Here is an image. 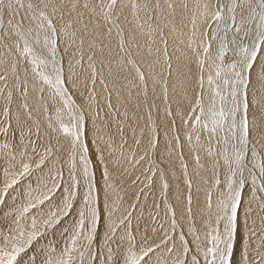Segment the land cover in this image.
<instances>
[{"label":"snow or ice","instance_id":"snow-or-ice-1","mask_svg":"<svg viewBox=\"0 0 264 264\" xmlns=\"http://www.w3.org/2000/svg\"><path fill=\"white\" fill-rule=\"evenodd\" d=\"M98 81L148 106L132 146ZM0 101V264H264V0H0ZM105 148L163 216L111 197Z\"/></svg>","mask_w":264,"mask_h":264},{"label":"rangeland","instance_id":"rangeland-1","mask_svg":"<svg viewBox=\"0 0 264 264\" xmlns=\"http://www.w3.org/2000/svg\"><path fill=\"white\" fill-rule=\"evenodd\" d=\"M115 44V40H113V45ZM255 68L253 69V78L255 77ZM106 74V73H105ZM86 76L87 73H84ZM109 88L112 91V104H113V109H107L105 106V96L107 93L105 90L101 87L99 84V81L97 82V99L99 101V104L102 107L101 110V118L100 120L97 121V125L101 127V134L104 135L105 140L107 139L108 134H111L113 139L116 141V144L119 145L120 140H121V135L117 132V124L116 121L120 120L123 125H124V132L123 136L127 139L128 145L132 146L133 144V136H132V129L135 128L137 131V135H139V127H137V120L139 121L140 127H143L145 125V114L148 111V106L146 104H143L141 101H139L136 98V91L133 90L132 97L128 96V91L126 88L121 89V94L119 99L117 98L116 90L112 87L111 83L109 84ZM75 98L77 103L82 102V98L79 94H75ZM158 95V93H157ZM251 101V94L249 97ZM141 103V107L137 109L136 105L137 103ZM2 103V101H0ZM157 103H160L157 101ZM175 106V105H174ZM127 109L128 111V119L125 120L123 116V112ZM153 120L156 123H162V117L164 115L163 113V105L160 106L159 111L157 109L153 108ZM133 117H136V119H133ZM67 119V118H66ZM106 122L108 124L107 128L103 127V123ZM88 129H89V147L92 150V162L93 165L96 167V175L97 179H100V175L103 169V164L99 162L98 154L95 152V145L91 143L92 139V124L91 121H89L88 124ZM0 142H2V138H0ZM101 147H104L103 142H101ZM164 150V144H163V135H161V143L159 145V150H158V155L162 154ZM118 154H113L112 156H108V149L105 148V156L106 160L105 163L108 164L109 166V171L111 173V181L112 183L116 186L115 191L111 193V197L113 199H116L118 197H123L124 200V207H127V204L129 202H132V197L134 194L140 195L141 196V207H144V214L145 217L148 216L149 211L151 210V205H152V200L155 198L156 202L161 204L160 208V214L161 216L164 215V208L162 204L161 197L159 196V188L158 186H155V192L154 194L149 192L147 189H145V194H147L148 199H147V206L145 207V201H144V194H141L138 192V189L143 187V181L144 177L140 176V182L137 184H133V180L137 175H139L141 167H137L135 170L129 167L127 163H123L121 167H117L115 164H113V160L117 158ZM202 157V162L206 164V167L210 168V164H208V158L204 155V153H201ZM159 162V160H158ZM164 165H162L163 167ZM250 166V165H249ZM127 169V171H125ZM207 178L210 179V172H205L203 173ZM180 176L179 168L177 165L176 169V176L170 178V190H169V202L175 204V196L177 193V177ZM102 183V181H101ZM249 186H250V181H249ZM179 187L181 190L184 189V185L182 183L179 184ZM203 189V185L201 186ZM186 194V193H185ZM196 195L194 192V200H193V210L194 213L197 211L199 207L203 206L204 203V191L202 190L198 196L199 200L197 201ZM248 200V191L246 188L245 191V196H244V201L245 204L247 203ZM255 207V205H253ZM139 211V209H137ZM240 216H241V222L243 221V208L240 211ZM199 220V217H198ZM101 235L103 233V228L101 227L100 229ZM57 241L59 240V237L55 238ZM240 255V250L237 249V259H239Z\"/></svg>","mask_w":264,"mask_h":264}]
</instances>
